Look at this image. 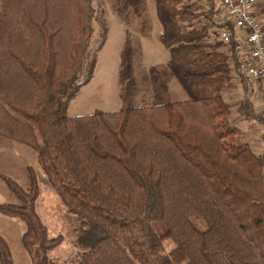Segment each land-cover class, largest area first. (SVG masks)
<instances>
[{"label": "trees", "instance_id": "16d2710c", "mask_svg": "<svg viewBox=\"0 0 264 264\" xmlns=\"http://www.w3.org/2000/svg\"><path fill=\"white\" fill-rule=\"evenodd\" d=\"M208 2L153 0L160 43L192 99L171 102L157 86L160 104L132 106L123 51L121 107L67 116L95 68L93 0H0V136L32 148L68 212L103 232L83 241L77 264H264V136L256 151L241 126L264 131V107L249 97L264 79L238 76ZM254 15L264 32V1ZM4 180L16 203H0V215L23 222L31 264H54L62 238L35 210V173L26 189ZM0 264H12L2 237Z\"/></svg>", "mask_w": 264, "mask_h": 264}, {"label": "rangeland", "instance_id": "374dc122", "mask_svg": "<svg viewBox=\"0 0 264 264\" xmlns=\"http://www.w3.org/2000/svg\"><path fill=\"white\" fill-rule=\"evenodd\" d=\"M263 1L255 0L256 5ZM202 3L207 6L209 2L202 0ZM93 5L96 13L87 61L94 58L95 68L90 81L81 87L69 102L66 109L67 116L87 115L96 111H115L121 107L119 71L123 51H125L124 61L132 106L160 104L162 97L157 86L171 102L193 98L183 78L168 63V50L159 40L161 26L156 18L153 0H93ZM215 9H217L216 5ZM220 17L221 13L216 18ZM251 86L252 93L249 97L252 107L255 111H261L264 107V83H253ZM230 96L236 100L243 96V92L238 86ZM241 126L254 150L259 151L262 145L261 138L264 136L262 127L253 121H242ZM17 154L24 158L26 171L23 181L20 179L19 184L16 183L26 189L29 183V171L35 173L39 190L35 210L46 226L49 237L62 238L61 244L48 253V258L54 264H77L83 249V241H94L103 236V232L88 223L81 225L80 220L68 212L38 166L36 153L32 148L0 136V162L3 156L7 158L9 155L10 166L17 164V161L20 162L19 166H22L21 159L16 158ZM0 178L2 180L0 203H16V199L8 192L4 180L14 181L16 176L0 173ZM1 218L9 221V226H6L4 221L0 222V229L4 230L1 236L9 246L12 264H31V259L21 244L23 222L16 218ZM173 247L174 244L170 239L163 242V250L166 254Z\"/></svg>", "mask_w": 264, "mask_h": 264}, {"label": "built area", "instance_id": "2783aa9c", "mask_svg": "<svg viewBox=\"0 0 264 264\" xmlns=\"http://www.w3.org/2000/svg\"><path fill=\"white\" fill-rule=\"evenodd\" d=\"M221 10L218 40L232 46L238 76L249 84L264 79V32L254 15L255 0H206Z\"/></svg>", "mask_w": 264, "mask_h": 264}, {"label": "crops", "instance_id": "0c3cea01", "mask_svg": "<svg viewBox=\"0 0 264 264\" xmlns=\"http://www.w3.org/2000/svg\"><path fill=\"white\" fill-rule=\"evenodd\" d=\"M7 152H9V150H7ZM14 158H15V156H14ZM16 158H18V160L21 159V161L23 163L22 166H19L20 165V162L19 161H17V164L15 163L13 166H10L9 155H7V158H4V156H3L1 158V160L2 159L3 160L0 162V173H7V174L9 173V175H15L16 178L14 179V181L19 184V180L20 179L23 181V177H24V174H25V171L26 170H25L24 158L23 157H20V154H17ZM11 171H13V172H11ZM20 173H21V177H20ZM1 182H2V180L0 178V184H1ZM21 187H23V186H21ZM2 203H4V202H2ZM1 217L4 218V216H1ZM1 217H0V222L4 221V219H2ZM5 218H7V217H5ZM4 222H6V226H9V221H4ZM3 232H4V230L3 229H0V237H2L1 234L3 235Z\"/></svg>", "mask_w": 264, "mask_h": 264}]
</instances>
